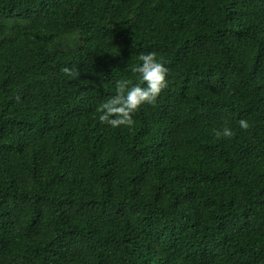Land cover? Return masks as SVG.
<instances>
[{"label":"trees","instance_id":"obj_1","mask_svg":"<svg viewBox=\"0 0 264 264\" xmlns=\"http://www.w3.org/2000/svg\"><path fill=\"white\" fill-rule=\"evenodd\" d=\"M0 264H264V0H0Z\"/></svg>","mask_w":264,"mask_h":264},{"label":"clouds","instance_id":"obj_2","mask_svg":"<svg viewBox=\"0 0 264 264\" xmlns=\"http://www.w3.org/2000/svg\"><path fill=\"white\" fill-rule=\"evenodd\" d=\"M142 62L132 68L134 73L140 74V83H132L128 79L116 82V94L102 101L96 108L99 113L100 123L111 127L128 126L134 124L133 114L143 104L156 103L160 93L167 87V74L169 69L165 66L163 57H157V53L150 52L139 56ZM67 75L78 76L79 72L65 66L61 69ZM241 129L247 130L250 124L247 120L238 121ZM219 138H231L233 130L228 126L213 130Z\"/></svg>","mask_w":264,"mask_h":264}]
</instances>
